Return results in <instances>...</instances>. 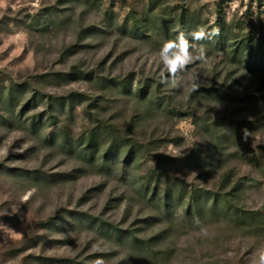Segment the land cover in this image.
Instances as JSON below:
<instances>
[{
	"label": "rangeland",
	"instance_id": "1",
	"mask_svg": "<svg viewBox=\"0 0 264 264\" xmlns=\"http://www.w3.org/2000/svg\"><path fill=\"white\" fill-rule=\"evenodd\" d=\"M218 1L161 0L150 9L151 0H0V264H47L48 257L85 264H248L264 245V235L225 222L198 218V225L187 218L186 203L155 209L151 191L149 200L141 197L149 181L147 189L161 184L162 197L166 176L184 191H225L230 174L253 184L240 205L264 208V127L235 129L237 120L256 118L264 106L216 91L239 97L264 92L261 75L232 60L231 51L203 44L207 62L185 69L196 76V91L182 80L161 83L170 77L156 53L184 30L171 28L168 38L156 29L158 13H167L162 15L172 24L183 6L205 30L217 23L233 29L236 45L252 28L247 19L257 24L264 10V0H232L217 13ZM138 17L155 29L130 33ZM189 33L190 43L200 45ZM74 70L89 77L61 75ZM123 84L131 93L122 91ZM143 86L145 97L138 92ZM92 130L102 140L135 145L133 162L125 164L120 153L108 160L110 169L102 157L97 165L82 160L80 142ZM85 215L152 243L142 249L105 236Z\"/></svg>",
	"mask_w": 264,
	"mask_h": 264
},
{
	"label": "trees",
	"instance_id": "2",
	"mask_svg": "<svg viewBox=\"0 0 264 264\" xmlns=\"http://www.w3.org/2000/svg\"><path fill=\"white\" fill-rule=\"evenodd\" d=\"M232 0H219L217 2L216 11L217 13L222 12L224 3ZM161 0H151L150 9L158 7ZM263 5V2L260 3ZM187 9L182 6V11L178 15L177 19L171 24L170 18L168 16L162 15L167 14L164 12L158 13L156 17V26L158 31L166 33L168 38L169 30L179 26L184 30L185 35H187L191 30H195L198 27V22H194L192 13L186 12ZM250 11V9L248 10ZM264 12V10H263ZM262 11L258 13L257 24L253 20L247 19V22H251V30L248 32V35L241 38L236 45H233L234 41V32L233 29L227 27L226 24H215L214 28L206 29L207 38L202 41H197L199 44H208L213 46L217 51H231L232 60H236L238 63L243 64V67L251 71L252 73L260 74L262 81L264 82V18L262 17ZM152 21H149L146 17L135 18L132 22V27L130 28V33L136 36L144 35V32L147 30L155 29ZM212 29V30H211ZM217 34H213V32ZM125 31V30H124ZM127 31V30H126ZM232 35V36H231ZM192 40V38H191ZM72 48L74 46H71ZM64 79L69 77V79H82L89 77L88 73H84L81 70H74L70 73L61 74ZM60 75V76H61ZM112 82V81H111ZM113 87H116L117 83L112 82ZM123 83V82H121ZM105 84L106 88H111ZM215 88H206L207 91H213ZM122 91L127 94L131 93L129 90L128 84L122 85ZM147 87L143 86L139 89V96L145 97ZM220 93L221 96L227 97L228 99H237L236 101L244 102L248 105H261L264 106V92H255L248 93L242 96H237L230 94L227 91L218 89L216 90ZM9 97L13 96L11 89L8 91ZM60 101L61 105H65V97L57 98ZM74 100V99H70ZM232 100V101H233ZM73 101L69 102V105L73 107ZM31 101L27 103L26 106H29ZM52 106V104H51ZM24 109L22 110V112ZM91 113V112H90ZM53 117V116H50ZM41 118V116H40ZM57 119V118H54ZM37 120L31 121L32 130L35 133L41 131V126L38 124ZM55 123V120H54ZM264 127V110H262L258 116L250 119H241L235 122V129L238 132H241L242 129H261ZM102 134L95 131H90L86 138H82L80 142V150L78 152L82 160L88 162L90 165H97L100 157L104 160V167L110 169V163H108L110 158H113L118 153L123 154L125 164L133 162L134 157L138 153V150L135 145L127 142L118 141L115 139H104L102 140ZM65 142L70 143L68 137H65ZM110 142L106 149H102L104 144ZM73 149L72 144L70 145ZM37 178L42 177L41 175H36ZM233 177L230 174L224 178L223 188L225 191H211L206 188H201L199 186L190 189L189 191H184L181 187L180 182H173L168 176H166L165 188L163 189L162 197L159 196L160 191L162 190L161 184H157L151 189H147V186H151V181L146 182L145 194L141 197L149 200L147 197L149 192H152V198L150 202L152 203L155 209L159 208L161 204L165 210L169 208L173 209L175 204L184 205V212L188 219L194 220V218H199L201 220L216 221V222H225L228 225H231L235 228H243L252 233L258 235H264V208L262 209H250L245 208L240 205L243 194L246 189L252 186V182H243L242 180H233ZM152 187V186H151ZM155 201L153 202V200ZM87 220L89 219L91 225H97V231L105 236L116 237L117 239H127L131 243L138 245L140 248H144L142 243L150 244L152 243L153 238L148 240H143L137 238L132 232L129 231V234L124 235L126 232L121 230L118 227H113L110 223L102 221L97 222L95 218L85 215ZM111 225V226H110ZM143 240V241H142ZM141 242V244H140ZM40 257H35L34 262L38 263ZM47 264H85L81 261H75L68 258H45Z\"/></svg>",
	"mask_w": 264,
	"mask_h": 264
},
{
	"label": "clouds",
	"instance_id": "3",
	"mask_svg": "<svg viewBox=\"0 0 264 264\" xmlns=\"http://www.w3.org/2000/svg\"><path fill=\"white\" fill-rule=\"evenodd\" d=\"M213 34H217L215 30ZM189 35H191L193 41H202L207 38L208 34L203 26H198ZM156 55H158L163 69L167 71L170 77V80L165 78L161 83L175 85L177 80H182L187 90L196 91L199 88L196 76L192 73H186L185 69L195 61H200L202 64L207 62L206 50L203 44L190 43L185 33L181 31L174 39L165 40ZM161 74L163 75V72ZM32 191L34 190L25 192L21 195L20 200L22 202L27 201ZM195 222L198 225L200 224L198 218H195ZM200 234L207 235V228L201 226ZM9 264H15V262L10 261ZM92 264H104V261L97 259ZM248 264H264V245L256 248L249 255Z\"/></svg>",
	"mask_w": 264,
	"mask_h": 264
}]
</instances>
